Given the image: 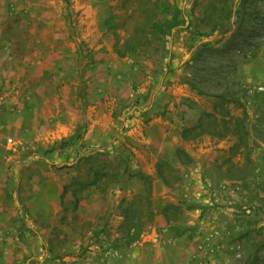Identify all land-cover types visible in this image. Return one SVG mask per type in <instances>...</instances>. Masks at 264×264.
<instances>
[{
    "label": "rangeland",
    "instance_id": "rangeland-1",
    "mask_svg": "<svg viewBox=\"0 0 264 264\" xmlns=\"http://www.w3.org/2000/svg\"><path fill=\"white\" fill-rule=\"evenodd\" d=\"M6 173L0 264H264V0H0Z\"/></svg>",
    "mask_w": 264,
    "mask_h": 264
},
{
    "label": "crops",
    "instance_id": "crops-1",
    "mask_svg": "<svg viewBox=\"0 0 264 264\" xmlns=\"http://www.w3.org/2000/svg\"><path fill=\"white\" fill-rule=\"evenodd\" d=\"M6 174L8 177L7 176L0 177V221L5 219V214L8 212L7 210L9 207L8 206L9 202H7V204H6L7 209H5L6 208L5 203L7 201V196L10 193V191H9L10 185H7L6 184L7 182L5 180H6V178H8V181H11L12 183H14L13 177H10V174H8V173H6ZM1 178L5 179V180L3 181Z\"/></svg>",
    "mask_w": 264,
    "mask_h": 264
},
{
    "label": "trees",
    "instance_id": "trees-1",
    "mask_svg": "<svg viewBox=\"0 0 264 264\" xmlns=\"http://www.w3.org/2000/svg\"><path fill=\"white\" fill-rule=\"evenodd\" d=\"M246 1H247V0H240V5H241V4L244 5ZM222 9L224 10L225 7H223ZM224 11H226V15H222L221 18L227 20L230 11H229V9H225ZM227 13H228V14H227ZM226 30H227V27H222V28H221V31H222V32H225ZM68 145H69V144H68L67 141H61L57 146H60V147H67Z\"/></svg>",
    "mask_w": 264,
    "mask_h": 264
}]
</instances>
